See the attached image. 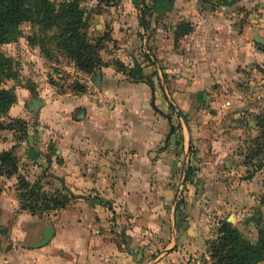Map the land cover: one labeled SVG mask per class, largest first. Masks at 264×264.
<instances>
[{
  "label": "crops",
  "instance_id": "obj_1",
  "mask_svg": "<svg viewBox=\"0 0 264 264\" xmlns=\"http://www.w3.org/2000/svg\"><path fill=\"white\" fill-rule=\"evenodd\" d=\"M127 12L134 22L121 21V32L114 36L126 40L127 44L119 41L118 45L127 50L102 53V61L107 65L100 70L99 87L95 85L97 95L57 96L44 102L37 120L27 124V137L20 142L16 155L20 162L36 169L37 175L40 170L61 172L62 184L81 192L86 184H106L101 174L115 172L120 154L128 158L136 152L141 158L149 157L162 142L159 162L175 165L178 149L174 135L168 139L170 121L165 116L168 114L173 124L170 106L187 119L199 115L191 114V110L214 108L212 105L220 102L221 97H228V91L220 88L232 86L241 70L264 59V48L254 41L256 32L264 38V0H159L154 6L158 21L152 22L150 32L138 25L133 5H127ZM185 28L190 30L178 35L179 29ZM140 31L141 41L137 37ZM139 43L152 61L157 60V73L151 78L153 88L145 82L128 81L111 64L115 57L136 64ZM153 72L152 66L143 68L145 75ZM20 91L22 98L28 95L26 89ZM20 103L19 100L9 109V117L17 115ZM235 103L232 98L225 101L228 107ZM80 112L83 115L78 118ZM179 119L185 150L191 141V124L184 126ZM4 133L0 150L15 145L13 135L6 130ZM52 181L60 188L58 181ZM107 185L97 188L107 204L93 200L85 205L96 208L94 211L101 209L105 216L107 205L112 213L121 205L118 193L112 192V184ZM124 200L122 206L134 210L129 198ZM155 211L160 221H169L171 228L167 238L166 232L160 230V237L164 238L155 246H145L131 238L127 250L121 252L117 235L123 230L72 227L68 220L74 215L69 218V211L63 214V227L53 226V236L45 245L31 247L42 237L45 225H39L36 216L20 210L13 188L4 186L0 193V224L7 227V242L0 251V264H185L182 256L203 248L202 239L209 232L208 218L185 222L174 203L169 207L168 201L158 204ZM154 252L155 256L148 257Z\"/></svg>",
  "mask_w": 264,
  "mask_h": 264
},
{
  "label": "rangeland",
  "instance_id": "obj_2",
  "mask_svg": "<svg viewBox=\"0 0 264 264\" xmlns=\"http://www.w3.org/2000/svg\"><path fill=\"white\" fill-rule=\"evenodd\" d=\"M50 1L58 5L65 0ZM158 1L78 0L84 13L83 20L87 25V38L93 43L100 40L103 44L99 51L101 65L91 74L78 69L58 48L57 43L49 40V37L58 33L56 28L46 31L39 24L31 22L20 24L14 31V38L0 44V54L9 60L4 65V69L0 70V89L8 90L15 97L8 111L0 115V122L11 127L6 131L13 135L15 140V145L8 150L15 146L14 152L17 154V147L27 137V124L37 120L38 112L44 106V102L67 93L97 95L96 73L100 74L101 68L107 65L102 61V53L108 54L122 48L127 50L125 46L118 45L119 41L127 44L126 40L123 42V39H114V36L121 32L119 27L123 21L134 22V17H128L127 5L134 6L138 25L142 26L141 19H144L146 27L143 29L150 32L153 23L158 21L154 12V6ZM141 35L143 34L140 31L137 36L140 41ZM136 55L137 63L142 68L141 73L145 66H152L154 69L152 74L143 73L144 79L147 81L154 78L153 75L157 73L154 61L157 60L152 61L143 50L141 43L136 47ZM111 64L116 71L122 72L128 81L145 82L137 81L136 64L131 60L121 62L115 57L111 60ZM151 81L154 85V81ZM23 88L28 92L24 98L23 95L19 96L20 89ZM220 89L224 92L228 91L229 93L225 94L228 97H221L220 102L212 105L214 108L190 111L191 114L194 112L195 115H199L188 119L189 125L191 124L190 145L185 147V150L182 143L177 145L178 151H175L177 158L175 157L176 161L173 162L175 165L172 163L171 166L162 165L159 162L158 153L164 148L162 142L159 147L151 151L152 155L149 157L141 158L136 152L128 158L120 154L115 172L101 174L106 184H86L83 192L92 196L98 194L97 197L101 199L100 188H107V184H112V192H117L120 199L119 212L112 213L107 205L105 208L108 214L105 216L101 209L94 211L96 208H90L89 205L86 207L85 205L89 204L88 199L66 198L52 181V179L56 180L62 185L64 179L61 172L49 173L40 170L37 175L36 169L20 162L19 158L17 172L1 178V191L4 186H11L19 209L22 204H28L27 199H32L29 195H25L31 190L39 192L40 195L44 194L47 198L62 197L66 200V205L59 208H52L53 203L44 201L43 197L33 202L35 213L32 215L38 218L39 225L51 224L55 228L63 227V214L70 211L69 218L71 215L74 217L69 219L68 223H72V227L75 228L114 231L115 227H119L123 230L117 235L121 252L127 250L131 238L137 239L145 246L152 244L155 246L164 238L160 237V230L166 232V238L169 237L171 235L169 221H160L156 216L155 208L162 202L168 201L169 207L174 203L185 222L207 217L210 224L209 235L206 234L205 239H202L203 248L181 257L185 264H190L192 258L197 263L204 261L215 264L211 257V244L218 237L221 223L229 224L241 234L243 239L252 243L257 240L258 224L264 223V133L262 137L257 126L259 116L264 110V59L241 70L237 79L233 80L232 86ZM218 96L222 95L218 94ZM99 97L97 96V99ZM231 98L236 102L234 107L225 104V101ZM32 99L41 101L38 110H28ZM19 100L21 103L17 115L9 117V109ZM170 112L175 127L174 138H176L177 135L181 136V121L171 106ZM4 134V130L0 131V139ZM17 137L20 141L16 140ZM24 184L29 185L24 186ZM98 187L100 188L97 189ZM126 198L133 203L134 210L122 206ZM6 228L0 224L1 249L7 242ZM156 254L157 252L151 253L148 257ZM257 264H264V261Z\"/></svg>",
  "mask_w": 264,
  "mask_h": 264
},
{
  "label": "trees",
  "instance_id": "obj_3",
  "mask_svg": "<svg viewBox=\"0 0 264 264\" xmlns=\"http://www.w3.org/2000/svg\"><path fill=\"white\" fill-rule=\"evenodd\" d=\"M83 14L78 0H65L58 5L53 4L50 0H0V44L11 41L14 38L15 29L23 22L39 24L46 31L56 28L58 33L49 37V40L56 42L58 48L74 62L78 69L86 74L94 73L101 65L99 51L102 49L103 44H101L100 40L93 43L87 38V25L83 20ZM141 21L142 27L145 28L144 19H141ZM189 30V28L179 29L178 35L182 31L186 33ZM8 61L7 58L0 54V70L4 69L3 67ZM140 70H142L140 64L136 63L137 81H145L153 88L152 81L150 79L146 81ZM14 100L15 97L11 92L0 89V115L8 111ZM181 115L179 117L183 118V122L189 127L188 119L182 112ZM165 116L170 121L169 139L174 135L175 127L171 122V117L168 114ZM257 126L259 133L263 137L264 110L259 116ZM10 128L0 122V131ZM175 137L174 143L176 145L181 144V136L177 135ZM16 140L20 141L19 137ZM14 148L15 146L11 150L0 151V192L1 178L4 176L9 177L17 172L19 160ZM28 185L24 184V186ZM58 190L66 195L68 199L81 197L88 199L92 203L95 200L98 203L107 204L101 198L92 196V194L87 192L84 193L83 191L72 189L67 184L60 185ZM25 195H29L32 199H27L28 204H22L20 209L28 211L30 214L35 213L33 202L42 197L44 201L53 203L52 208L66 205V200L62 197L50 196L47 198L46 195H40L39 192L32 190ZM211 245V257L215 264H257L264 261V223L258 224L257 240L254 243L243 239L241 234L229 224L221 223L218 228V237Z\"/></svg>",
  "mask_w": 264,
  "mask_h": 264
},
{
  "label": "water",
  "instance_id": "obj_4",
  "mask_svg": "<svg viewBox=\"0 0 264 264\" xmlns=\"http://www.w3.org/2000/svg\"><path fill=\"white\" fill-rule=\"evenodd\" d=\"M254 41L259 44L262 48H264V38L260 37L258 35V33L256 32L254 34ZM99 80H100V74L96 73V77H95V84L97 87H99ZM41 107V101L38 99H32L29 106H28V110L29 111H35L38 110ZM177 113L181 115V112L177 109ZM83 115L82 112H80L78 114V118H81ZM183 120V118H182ZM54 233V227L51 224L45 225L42 228V237L37 240L36 242H34L33 244H31V247H41L43 245H45L53 236Z\"/></svg>",
  "mask_w": 264,
  "mask_h": 264
},
{
  "label": "built area",
  "instance_id": "obj_5",
  "mask_svg": "<svg viewBox=\"0 0 264 264\" xmlns=\"http://www.w3.org/2000/svg\"><path fill=\"white\" fill-rule=\"evenodd\" d=\"M0 251H1V248H0ZM190 264H208V263H205L204 261H202L201 263H197V262L192 258L191 261H190Z\"/></svg>",
  "mask_w": 264,
  "mask_h": 264
}]
</instances>
